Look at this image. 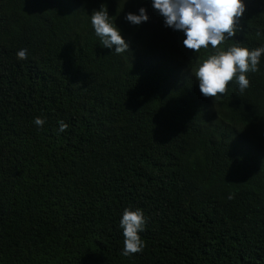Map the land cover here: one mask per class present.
<instances>
[{"label":"trees","instance_id":"16d2710c","mask_svg":"<svg viewBox=\"0 0 264 264\" xmlns=\"http://www.w3.org/2000/svg\"><path fill=\"white\" fill-rule=\"evenodd\" d=\"M244 3L218 48L264 45V0ZM99 7L129 50L99 44ZM183 39L151 0H0V264H264V54L204 97L216 50ZM125 207L146 217L128 256Z\"/></svg>","mask_w":264,"mask_h":264},{"label":"clouds","instance_id":"9594fccd","mask_svg":"<svg viewBox=\"0 0 264 264\" xmlns=\"http://www.w3.org/2000/svg\"><path fill=\"white\" fill-rule=\"evenodd\" d=\"M151 6L163 18V25L184 34L182 44L185 48L197 52L211 46L214 54L208 55L197 64L193 73L199 92L204 97L215 98L225 92L226 84L235 77L238 90L243 92L249 86L246 73H255L264 54V45L249 49L232 45L226 50L217 46L233 37L239 28V18L245 10L244 0H151ZM107 9L99 7L90 14V23L99 44L112 52L120 54L129 50V44L120 33V29L111 20ZM123 19L131 25H140L148 20L144 7L137 12L125 13ZM27 49L17 50V60L26 58ZM41 117L33 118V124L42 126ZM58 132L67 128L64 121H58ZM231 199V195L228 197ZM146 217L142 209L125 207L119 219L123 235L121 254L128 256L139 253L144 241L138 233L145 227Z\"/></svg>","mask_w":264,"mask_h":264}]
</instances>
